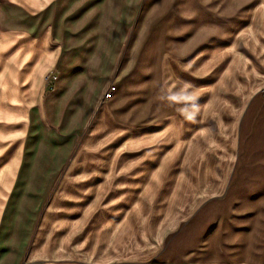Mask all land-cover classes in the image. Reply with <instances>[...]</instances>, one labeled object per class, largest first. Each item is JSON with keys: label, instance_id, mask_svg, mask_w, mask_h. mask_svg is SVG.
Instances as JSON below:
<instances>
[{"label": "rangeland", "instance_id": "rangeland-1", "mask_svg": "<svg viewBox=\"0 0 264 264\" xmlns=\"http://www.w3.org/2000/svg\"><path fill=\"white\" fill-rule=\"evenodd\" d=\"M101 6L90 37L122 42L75 132L56 129L46 107L77 83L47 80L62 75L54 22L31 33L0 27V264H15L19 250L17 264H28V250L47 264L145 261L189 223L215 263L264 264V0ZM111 48L100 41L90 55L96 72ZM93 96L72 95L60 110L80 98L84 111ZM166 97L167 117L121 118L130 107L163 111Z\"/></svg>", "mask_w": 264, "mask_h": 264}, {"label": "crops", "instance_id": "crops-1", "mask_svg": "<svg viewBox=\"0 0 264 264\" xmlns=\"http://www.w3.org/2000/svg\"><path fill=\"white\" fill-rule=\"evenodd\" d=\"M106 2L107 0H0V27H2L3 29H1L4 31L31 33V31L35 32L39 29L42 23L46 24V27H48L54 22V29L52 32H49L51 33L52 38L58 43L61 41L63 42L62 44L60 43V55L62 53V56L59 57V66L62 75L59 74L56 79L55 87H57V84L61 85L64 81L65 84L69 85L68 83L73 79L77 80L76 84L74 82V85L68 87L66 95L61 96L57 102H51L46 106L50 114L52 125L55 126L56 129L62 127L64 132H75L78 128L82 127L85 120L84 116L88 118L92 105L97 103L101 88L106 83L108 71L111 69L114 61V53L115 51L118 53L120 50L119 47L122 42L121 36L118 39L116 46L113 41H109V33L104 35V32L95 30L96 33H94L92 38L90 37L92 35V30L95 28L93 25L96 20L94 19L102 16L100 6L104 5ZM76 4L81 6L75 11H71L72 7ZM84 20L89 21V23L81 28V22ZM72 30L73 33L80 35L77 42L70 41ZM103 38H105V41L108 43L104 42ZM111 38H114L113 35H111ZM100 41L106 46L107 50L110 47H113L111 48L113 53L111 59L107 60L106 70L103 71L102 69H96L99 70L96 72L94 61L90 58V55L94 53L99 57V54L101 53V50L99 49ZM192 42L190 44L193 45ZM74 48H80L82 53L71 55V51L74 50ZM93 72H96V75H94ZM63 75L64 77H62ZM65 75L67 76L66 79ZM160 77L155 79L156 85L160 82ZM70 84H73V82ZM86 84L88 89L87 93L83 94L79 92L83 90V87ZM89 89L91 90V93ZM116 90L110 99L115 97ZM72 95H74L72 99L76 98V96H81V98L87 97L86 100L90 101V95H94V98L90 102V106H88L87 102V107L84 111L79 107L80 98H78L76 102H74L73 107H67L70 108L69 111L74 112L68 114L67 108L64 111L60 110V105L63 101V104L65 103V105L67 104V106H69V101L73 102L70 100ZM154 100L157 102L156 98H154ZM140 102H143L144 105L147 103L145 98H140ZM168 102L169 100L167 97L165 100L162 99L160 105L163 111L160 110L154 113H148L144 110L141 112V107L138 112H135L132 107L122 109L124 112L122 113L121 118L125 121L135 122L147 121V119H150L151 117H167L168 114L171 113L170 111H166L168 109L166 108ZM56 110H58L57 119L54 116ZM76 110H78V112H75ZM66 118L79 119L80 121L78 124L71 127H65L64 121ZM53 137L54 135L52 133V138ZM36 191L38 196H43L47 192L43 190V187ZM191 224L193 223H189L183 228L175 239L172 238L167 249L157 257L145 261H128L124 264H217L212 259V248L209 245V240L207 238H197L192 234L190 232V229H193ZM185 230L188 232H185ZM34 233L35 229H33L32 236ZM17 254L15 264L21 259L20 250ZM27 258L28 264H47V260L39 254L38 251L28 250ZM240 264L245 263L241 262Z\"/></svg>", "mask_w": 264, "mask_h": 264}, {"label": "built area", "instance_id": "built-area-1", "mask_svg": "<svg viewBox=\"0 0 264 264\" xmlns=\"http://www.w3.org/2000/svg\"><path fill=\"white\" fill-rule=\"evenodd\" d=\"M55 79H57V76L55 74L54 75H50L47 78V80H51L50 83H52ZM115 90H116V86L115 85L109 86L108 89L106 90L105 94H104L105 98L106 99L110 98Z\"/></svg>", "mask_w": 264, "mask_h": 264}]
</instances>
